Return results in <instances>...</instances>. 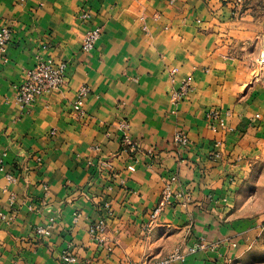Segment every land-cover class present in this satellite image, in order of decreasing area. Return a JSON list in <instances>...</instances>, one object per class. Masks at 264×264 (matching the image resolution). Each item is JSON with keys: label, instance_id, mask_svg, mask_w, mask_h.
<instances>
[{"label": "crops", "instance_id": "1", "mask_svg": "<svg viewBox=\"0 0 264 264\" xmlns=\"http://www.w3.org/2000/svg\"><path fill=\"white\" fill-rule=\"evenodd\" d=\"M262 23V0H0L13 30L0 60V264H152L177 250L186 264H249L264 235ZM41 58L67 63L68 81L25 110L17 87ZM211 109L227 129L210 127ZM179 131L191 145L174 144Z\"/></svg>", "mask_w": 264, "mask_h": 264}, {"label": "built area", "instance_id": "2", "mask_svg": "<svg viewBox=\"0 0 264 264\" xmlns=\"http://www.w3.org/2000/svg\"><path fill=\"white\" fill-rule=\"evenodd\" d=\"M92 14L89 9H84L81 15V19L83 22H87L90 20ZM102 27L101 26H95L91 28L85 37L82 50L85 53H90L94 50L97 42L100 40L102 36ZM13 37V30L10 27H2L0 28V60H6L7 55V49L8 45L12 41ZM67 68L68 65L65 62H58L51 58L48 59H39L36 65L26 70L24 79L22 83L17 87L16 92V102L21 105V107L25 110H29L31 106L35 103V101L38 99V97L47 95L56 91H59L62 89L67 81ZM176 69L172 71V74L176 73ZM89 88L84 86L81 88L78 94V101L74 104V109L77 112H82V104L83 100L86 97V95L89 93ZM190 91V85L188 83H185L184 86H182V89L180 92L174 93V102H179L183 97H185ZM206 120L211 128L216 129H227V123L225 119L222 117L221 112L217 109H211L206 113ZM122 128L124 129V150L126 151H135V145L130 137L129 134V126L128 123L124 122L122 123ZM174 144L178 147H185L191 145L190 138L188 134L184 131H179L175 135L174 138ZM220 143H217V146H219ZM213 157H219V152H214ZM3 164V162H2ZM9 178L13 181L16 180L15 175H9ZM177 176L174 175L170 177L169 182L167 183L164 193H165V199L168 200L170 195L172 194V184L177 181ZM13 201H11V205H13ZM165 207L164 203H161L158 208L155 209V211L152 214V218L156 219L161 212L163 211ZM0 218L2 220H7L8 216L6 213L0 211ZM106 221L100 220L97 223H95L92 226L91 232L97 236L98 238L101 237V235L106 230ZM37 233L39 234H48L46 229L39 227L37 228ZM204 249L203 244H196L193 247H190L188 249V252L190 254H195L198 252V250ZM63 259L66 262L69 263H76L77 257L74 255H70L68 253H65L63 255ZM176 262H180L181 264H186V254L182 253L181 251L177 250L171 253L166 259H163L161 261L154 262L152 264H174Z\"/></svg>", "mask_w": 264, "mask_h": 264}, {"label": "rangeland", "instance_id": "3", "mask_svg": "<svg viewBox=\"0 0 264 264\" xmlns=\"http://www.w3.org/2000/svg\"><path fill=\"white\" fill-rule=\"evenodd\" d=\"M262 32L264 34V0H262ZM264 65V57H262ZM251 262L249 264H264V235L258 242V245L252 249Z\"/></svg>", "mask_w": 264, "mask_h": 264}]
</instances>
